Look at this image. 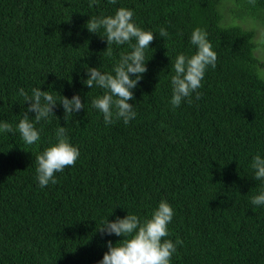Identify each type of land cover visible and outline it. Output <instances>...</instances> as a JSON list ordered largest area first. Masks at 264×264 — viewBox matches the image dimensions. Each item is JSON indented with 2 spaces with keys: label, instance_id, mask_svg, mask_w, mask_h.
<instances>
[{
  "label": "trees",
  "instance_id": "16d2710c",
  "mask_svg": "<svg viewBox=\"0 0 264 264\" xmlns=\"http://www.w3.org/2000/svg\"><path fill=\"white\" fill-rule=\"evenodd\" d=\"M120 7L155 39L129 101L135 119L105 125L91 104L104 90L82 81L88 67L112 72L132 49L113 44L106 56V38L85 25ZM259 23L264 0H99L91 8L89 0H0V122L15 128L23 118L31 102L20 88L29 95L41 88L58 102L79 94L85 106L68 121L60 103L39 123L28 112L40 131L33 145L18 132H0V264H99L107 241L123 239L99 232L102 224L128 214L150 218L162 200L175 211L164 239L183 241L171 264H264V205L251 203L264 180L250 167L255 155L264 158ZM196 28L207 32L217 64L206 71L201 99L193 93V103L173 109L172 62L196 52ZM59 126L80 156L41 188L36 156L56 142Z\"/></svg>",
  "mask_w": 264,
  "mask_h": 264
},
{
  "label": "clouds",
  "instance_id": "9594fccd",
  "mask_svg": "<svg viewBox=\"0 0 264 264\" xmlns=\"http://www.w3.org/2000/svg\"><path fill=\"white\" fill-rule=\"evenodd\" d=\"M108 2L116 4L117 0ZM248 2L255 5L256 0ZM98 4L99 0H89L90 8ZM133 16V10L120 7L114 15L91 17L85 25L89 32L106 38L107 48L103 51L106 56H112L113 44L120 46L127 43L132 49L121 54L119 61L113 65L112 72H101L97 67H88V78L82 81L90 89L96 87L104 90V94L92 99L91 104L103 114L105 125L121 119L127 125L137 115L134 105L129 101L135 99L133 89L147 71L146 62L149 59L145 58L146 49L150 48L155 36L152 31L143 30L136 25ZM159 35L166 38L169 33L161 28ZM190 43L196 46V52L191 56L181 53L172 62L174 74L170 78L173 93L170 103L173 109L178 108L185 100L189 104L193 103V93L195 100L201 99L203 93L199 89L203 87L206 71L209 66L215 69L217 64V53L207 39L205 30L194 29ZM18 95L25 102L31 103L15 128L6 121L0 122V132L14 135L18 132L27 145H33L40 140V131L30 121L28 112H34V121L39 123L55 114L54 107L60 103L64 108V119L68 121L85 107L79 94L71 99L63 96L59 102L49 91H42L41 88H33L31 95L24 88H20ZM66 132L64 126H59L55 132L56 142L36 156V179L41 188L49 183L56 184V173L75 166L79 159V147L69 141ZM250 167L254 170L255 180H264V158L261 155L257 154L252 158ZM251 203L254 206L264 205V190L254 195ZM174 215V208L166 200H162L150 218L141 220L135 214H128L123 218L117 217L114 221L107 219L98 231L122 236L123 239L115 245L111 240L107 241L108 251L104 253L99 264H171L177 246L183 244L179 238L175 242L164 239L170 235L168 225Z\"/></svg>",
  "mask_w": 264,
  "mask_h": 264
},
{
  "label": "rangeland",
  "instance_id": "374dc122",
  "mask_svg": "<svg viewBox=\"0 0 264 264\" xmlns=\"http://www.w3.org/2000/svg\"><path fill=\"white\" fill-rule=\"evenodd\" d=\"M237 17H239V16H237ZM252 24L254 25V23H252ZM252 24L251 23H245V26L246 27H248V25L252 26ZM256 29H257L258 34L255 36V41L258 44V48H257V51H255V52H256V55H260V53H261L262 56H264V42L262 45L260 43V37H261V35H264V25L260 24L259 26L256 27Z\"/></svg>",
  "mask_w": 264,
  "mask_h": 264
}]
</instances>
